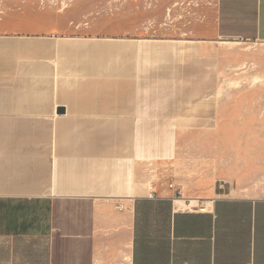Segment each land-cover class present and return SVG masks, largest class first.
<instances>
[{
    "label": "crops",
    "instance_id": "crops-1",
    "mask_svg": "<svg viewBox=\"0 0 264 264\" xmlns=\"http://www.w3.org/2000/svg\"><path fill=\"white\" fill-rule=\"evenodd\" d=\"M26 24L0 19V264H264V196L165 173L202 112L200 47ZM213 36L264 42V0H217Z\"/></svg>",
    "mask_w": 264,
    "mask_h": 264
},
{
    "label": "rangeland",
    "instance_id": "rangeland-1",
    "mask_svg": "<svg viewBox=\"0 0 264 264\" xmlns=\"http://www.w3.org/2000/svg\"><path fill=\"white\" fill-rule=\"evenodd\" d=\"M216 5L217 0H0V19L28 23L38 33L190 40L181 44L199 46L201 63L193 58L190 79L202 88L200 98H194L202 112L189 136L175 139L176 151L165 173L194 199L216 182L226 191L262 197L264 42L215 38ZM143 41L144 49L178 43ZM215 84L213 95L210 86Z\"/></svg>",
    "mask_w": 264,
    "mask_h": 264
},
{
    "label": "built area",
    "instance_id": "built-area-1",
    "mask_svg": "<svg viewBox=\"0 0 264 264\" xmlns=\"http://www.w3.org/2000/svg\"><path fill=\"white\" fill-rule=\"evenodd\" d=\"M169 188L170 189H175L176 190V194L178 196H181L182 195V189L180 187H177L176 184L174 182H170L169 183ZM191 203V201H189ZM202 202L198 201L197 202V207H199V205L201 204ZM117 207H120L119 205Z\"/></svg>",
    "mask_w": 264,
    "mask_h": 264
}]
</instances>
